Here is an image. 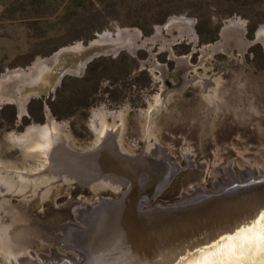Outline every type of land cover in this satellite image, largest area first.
<instances>
[{
    "label": "rangeland",
    "instance_id": "rangeland-1",
    "mask_svg": "<svg viewBox=\"0 0 264 264\" xmlns=\"http://www.w3.org/2000/svg\"><path fill=\"white\" fill-rule=\"evenodd\" d=\"M171 16L190 19L194 35L179 37L176 27L168 30L165 25ZM231 19L241 22L243 37L222 34ZM260 27L264 28V0H0L1 75L26 68L37 58L50 60L63 47L86 45L104 31L113 37L118 28L139 33L134 52L123 48L96 55L80 74L58 69L61 76L54 88L48 95L28 99L20 117L13 104H2L0 166L21 161L12 135L20 136L33 124L44 122L46 114L63 125L78 148L90 145L101 113L115 125L121 116L120 149L138 154L144 142L145 113L155 95H160L164 103L150 110L148 147L157 151L153 157L160 161L159 174L168 168L164 162L174 167L170 182L149 204L145 196L141 198L143 213L197 187L206 194L217 192L216 182L224 183L220 190H227L238 188L252 173L261 176L264 43L253 42ZM178 58L186 67L181 81L175 74ZM66 168L59 166L60 179L52 176L38 191L12 189L0 174V240L24 261L28 259L26 264H45L42 255L54 253L73 255L78 264L83 263L82 252L90 245L81 231L89 229L91 213L82 208L85 213L77 217L76 212L100 198L119 199L128 187L98 179L97 172L84 176L85 183L66 173ZM6 169L16 180L12 169ZM140 181L151 184V178ZM67 223L75 227L66 234L62 226ZM59 234L61 242L54 243V235Z\"/></svg>",
    "mask_w": 264,
    "mask_h": 264
},
{
    "label": "bare ground",
    "instance_id": "bare-ground-1",
    "mask_svg": "<svg viewBox=\"0 0 264 264\" xmlns=\"http://www.w3.org/2000/svg\"><path fill=\"white\" fill-rule=\"evenodd\" d=\"M167 23L165 26L168 30H172V27L178 29L179 37L183 34L192 37L190 19L172 16ZM240 24L241 22L235 21V19L229 20L223 28L222 34L225 36L235 35L238 38L243 37ZM263 29L260 27L256 37L264 43ZM116 31L114 37L108 31L102 32L98 35L99 38L92 40L87 46L76 43L74 46L64 47L55 53L50 60L37 58L28 71L19 68L0 75V101L15 100L19 105V110L24 111L25 101L23 100L28 93L44 92L47 95L48 89L54 88L61 76L58 69L65 68L66 71L80 74L87 58L92 55L116 52L121 47L134 52L135 40L139 36L138 31L130 28H118ZM158 31L159 28H157ZM242 31L244 32V30ZM160 37L163 38V36ZM176 64L177 81H181V74L183 71L185 72L186 67L182 59H179ZM161 72L162 76H165L163 69ZM163 103L160 95H155L144 116L143 146L140 148L141 151L134 155L129 154V151L124 152L120 149L118 130L123 125L121 116L119 117L121 122L115 125L108 123L107 117L101 113L94 127V136L90 145L87 148H78L69 140L63 125L54 122L47 114V123L44 125L33 124L22 135H12V142L21 152L22 159L15 165L14 163L3 164L6 168L12 169L17 179L14 180L13 176H9V172L3 167V164L2 167L0 166L1 178L11 188L15 187L19 191L31 188L35 191L42 184L50 182L52 176H58L60 179L62 173L58 169L59 166H67L66 173L69 171L75 179H82L80 181L85 183L87 180L84 176L100 171L102 173L95 174L94 177L97 176V178L101 177L105 181L118 183L119 186L127 184L130 187L131 178L136 179L137 173L142 174L144 178H151V184L146 187L145 193L138 199L137 204H134V195L126 193L127 187L126 195L119 202L107 200L102 204L96 202L94 205L89 203L79 207L76 212L77 217L78 215L82 217V208L91 213L88 221L89 229L86 231L83 228L81 231L86 234V240L90 245L86 253L81 251L82 256L84 255L83 258L86 256L84 261L91 259L90 264H196L208 253L214 252L222 246L235 243L229 238L235 236L240 229L253 226L259 219V213L264 211V197L260 198L264 195V171H261V176L252 173L250 177L244 178V183L238 185V188L225 190L226 188L222 187L220 190L218 187L223 186L224 183L216 182L217 192L209 190L204 194V189L197 187L195 190L183 192L181 198L176 201L182 202V204L177 205V207L141 214L143 212L139 211V206H142L141 198L145 196L144 202L149 204L152 201V194L149 191L154 187L161 186L174 167L171 163L163 161L168 168L159 174L160 165L157 164L160 161L155 163L146 156V154L153 156L157 152L150 146L148 147L151 140L149 136L151 132L150 110ZM111 166L112 169L121 170L122 174L128 171L131 176L129 177L130 180L126 179L128 176H119L118 173L106 171ZM156 166H158L157 169ZM155 170L156 173H154ZM76 173L81 174V176H76ZM226 175H230V173L227 172ZM224 181H228L227 177H224ZM128 191L130 192V189ZM201 191L204 192L201 194L202 196L200 195ZM190 193L194 197L189 195ZM256 195L259 196L254 197ZM136 205H138V209H136ZM94 210L98 213H95ZM81 217L79 219L82 220ZM72 224L74 223L64 224L62 226L63 232L67 234L72 231V227H75ZM163 228L169 230L164 234V237L156 239L159 244H150V240L159 234L158 232ZM62 236L61 234L54 235V243L61 242ZM4 241L0 240V264H26L28 262V259L24 261V258L22 259L20 254L14 252ZM141 241H143L142 243L149 241L148 244L152 247L149 248L148 246L145 249L146 245L141 243L140 250L133 252L135 245L140 244ZM116 249H126L123 256L128 254L131 256L127 259L113 260L114 257H119ZM57 256L54 253L51 259L54 260ZM58 259L61 260L60 264L77 262L73 255H63ZM204 264H220V261L209 259L205 260ZM244 264H248V262L245 261Z\"/></svg>",
    "mask_w": 264,
    "mask_h": 264
},
{
    "label": "water",
    "instance_id": "water-1",
    "mask_svg": "<svg viewBox=\"0 0 264 264\" xmlns=\"http://www.w3.org/2000/svg\"><path fill=\"white\" fill-rule=\"evenodd\" d=\"M172 17V16H171ZM171 17H169L168 18V20L171 18ZM229 21V20H228ZM227 21V22H228ZM168 24V23H167ZM166 24V25H167ZM97 38H99V36H97L96 38H94V39H92V40H95V39H97ZM91 40V41H92ZM91 41H89L87 44H86V46L87 45H89V43L91 42ZM258 41H261V39H259V38H257L256 37V34H255V38H254V40H253V42H258ZM262 42V41H261ZM250 42H248L247 41V44H249ZM76 44V43H75ZM75 44H73V45H70V46H74ZM80 44L82 45V46H85V45H83L81 42H80ZM210 46V45H209ZM67 47V46H66ZM64 48V47H63ZM123 49V47H121V48H119L116 52L115 51H111V52H109V53H100V54H115V53H118L120 50H122ZM61 50V49H60ZM100 54H96V55H100ZM96 55H92L91 57H89V58H87V60L86 61H89L90 59H92V57H94V56H96ZM172 56V55H171ZM184 57H186V58H188L189 56L188 55H186V56H184ZM36 60V59H35ZM34 60V61H35ZM33 61V62H34ZM33 62L29 65V66H27L26 68H22L23 70H25V71H28L29 70V67L33 64ZM55 68V67H54ZM65 69V68H64ZM8 71H10V70H7V71H5L4 73H2V74H5V73H8ZM66 71V70H65ZM1 75V74H0ZM48 91H49V93H50V91H51V89H48ZM48 93V94H49ZM47 94V95H48ZM37 95H42V96H44V95H46L44 92H31V93H28L27 95H26V97H25V99L23 100V101H25V104H24V110H25V105H26V102L28 101V99H30V98H32V97H35V96H37ZM4 103H7V104H13L14 106H15V108H16V115H17V117H20V115L23 113V111L20 109L19 110V105H18V103H17V101H15V100H2V101H0V106L2 105V104H4ZM47 120V114H46V117H45V120H44V122H42V123H38V124H40V125H43V124H45V121ZM146 156L147 157H149L150 158V160H152V161H154L155 163L156 162H158L151 154H146ZM113 167L111 166V167H108L107 168V170L106 171H111V172H114V173H118L119 174V176H128L126 179H128V180H130V178L129 177H131L130 176V174H129V172L127 171V172H125V174H122V172H121V170H116V169H112ZM103 171V170H102ZM97 173H102V172H100V171H97ZM131 173V172H130ZM95 175V174H94ZM135 175V174H134ZM172 177V172H170L168 175H167V177H166V179H165V182L161 185V186H159L158 188H153V189H151L149 192L152 194L151 196H152V199H153V197L154 196H156L157 195V193H159L163 188H165L166 186H167V184L170 182V178ZM141 178H144V175H142V174H136V179H134V177L133 178H131V180H132V182L130 183V187L128 186V189L126 190V193L128 194V195H131V193L134 195V197H135V203L134 204H137L138 203V199H140V197H141V195L143 194V190L147 187V184H146V181L145 182H142V181H140L141 180ZM148 182V181H147ZM146 185H145V184ZM145 185V186H144ZM130 189V192L128 191ZM146 190V189H145ZM126 193L125 192H123V194H121V197L119 198V199H113V201H115V202H119V201H121L123 198H124V195H126ZM145 193V192H144ZM257 196H259V195H256V196H254V197H257ZM264 197V195L263 196H261L260 198H263ZM179 198H181V197H179ZM108 199H104V198H100V203L98 202V204H102L103 202H106ZM108 201H110V200H108ZM177 200H174L172 203H167V204H165V205H161V204H156V205H153L152 207H150V208H147L146 210H145V212H149V213H152L153 211H156V210H159V209H171V208H173V207H177V205H179V204H182V202H176ZM96 203V202H95ZM136 209H138V205H136ZM139 211H143V210H141L140 208H139ZM143 212H141V214H142ZM167 230H169V229H166V228H163V229H161L158 233L159 234H156L151 240H150V244L151 243H154V244H159L158 243V241H156V239L157 238H159V237H164V234L165 233H167ZM143 241H141L140 242V244H136L135 245V247L133 248V252L135 251V250H140V247H142V245H141V243H142ZM148 242L149 241H144V243H142V244H144V245H146V247H145V249H147L148 248V246H149V248H151L152 246L150 245V244H148ZM117 250V254H119V255H117V256H119V257H114L113 258V260H117V259H121V258H124V259H127V258H129L130 256H131V254H128V255H125V256H123L124 255V252H125V250L126 249H116ZM123 256V257H122ZM42 257H43V260H44V263L45 264H57V263H60L61 262V260H59L58 259V257L59 256H57V258H56V260H57V263H54L53 262V259H51V257H48V256H44V255H42ZM112 262V261H111ZM91 263V259H90V261H88L87 259L85 260V261H83V263H81V264H90ZM43 264V263H42ZM71 264V263H70ZM72 264H78L77 262H73Z\"/></svg>",
    "mask_w": 264,
    "mask_h": 264
},
{
    "label": "snow or ice",
    "instance_id": "snow-or-ice-1",
    "mask_svg": "<svg viewBox=\"0 0 264 264\" xmlns=\"http://www.w3.org/2000/svg\"><path fill=\"white\" fill-rule=\"evenodd\" d=\"M235 243L218 248L208 253L196 264H204L205 260H219L220 264H264V211L251 227L240 229L235 236L229 238ZM203 251V250H201Z\"/></svg>",
    "mask_w": 264,
    "mask_h": 264
}]
</instances>
